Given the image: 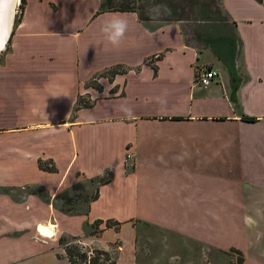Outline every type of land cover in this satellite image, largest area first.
Returning a JSON list of instances; mask_svg holds the SVG:
<instances>
[{
    "label": "crops",
    "instance_id": "1",
    "mask_svg": "<svg viewBox=\"0 0 264 264\" xmlns=\"http://www.w3.org/2000/svg\"><path fill=\"white\" fill-rule=\"evenodd\" d=\"M218 2L224 60L179 21L24 0L0 56V264H70L65 237L115 264H264V5ZM115 17L119 46L100 31Z\"/></svg>",
    "mask_w": 264,
    "mask_h": 264
},
{
    "label": "trees",
    "instance_id": "2",
    "mask_svg": "<svg viewBox=\"0 0 264 264\" xmlns=\"http://www.w3.org/2000/svg\"><path fill=\"white\" fill-rule=\"evenodd\" d=\"M157 1L159 2L160 0ZM256 1L264 5V0ZM189 2L192 3V11H194V17L191 19L196 20L198 24V27L195 29V38L212 47L213 51L221 59L224 60L226 57L233 58L237 50L235 28L228 22L226 16L223 15L218 0H216V5L208 0H189ZM23 3L24 0H21L20 8ZM157 4L167 5L171 10L170 15H163L159 17L157 21H182L187 20L189 17L181 6V2L178 0H165L164 2H156L155 5ZM147 7L148 3L146 0H102L103 10L135 12L140 21H152L148 14ZM124 71L122 66L116 65L107 70L104 74H107L108 79L111 80L115 74ZM48 169L52 170L54 168L50 167ZM64 244L65 254L70 264H78L79 260L81 262H86L88 260L86 250L81 251L82 248L80 245H69L67 242ZM78 250L81 251L80 254H77ZM93 253L94 255L89 259L88 264H105V261L110 260L109 254L103 250H93ZM231 253L237 254L234 264H242L243 259L240 251L232 249ZM110 263L115 264L113 261Z\"/></svg>",
    "mask_w": 264,
    "mask_h": 264
},
{
    "label": "clouds",
    "instance_id": "3",
    "mask_svg": "<svg viewBox=\"0 0 264 264\" xmlns=\"http://www.w3.org/2000/svg\"><path fill=\"white\" fill-rule=\"evenodd\" d=\"M170 13L171 10L164 4H157L148 9V14L154 22L157 21L159 17L170 15ZM100 31L109 44L112 46H119L128 31V21L120 17H115L105 21L101 25ZM0 51H2V49H0ZM120 110L124 112L126 116H132L131 108H128L126 105H121ZM44 116L47 119L45 112ZM251 222V218H249V223L251 224ZM50 233L51 235H44L47 237H54L56 234L55 231H51Z\"/></svg>",
    "mask_w": 264,
    "mask_h": 264
},
{
    "label": "rangeland",
    "instance_id": "4",
    "mask_svg": "<svg viewBox=\"0 0 264 264\" xmlns=\"http://www.w3.org/2000/svg\"><path fill=\"white\" fill-rule=\"evenodd\" d=\"M21 1V0H20ZM20 1L18 2L17 6H16V13L14 15V23L18 20V17L20 15ZM147 3H148V7L147 9L153 7L155 5V3H159V2H164L165 0H160L159 2L157 0H146ZM181 2V6L183 7V9L187 12V14L189 15V17L187 18V20H182V21H179L182 25V29H183V32L184 34L186 35L187 37V40L190 41V42H193V43H197L199 41H196V38H195V29L198 27L197 25V21L194 20V19H191L194 17V11L193 10V5L192 3L189 2V0H178ZM208 1H211V3L215 4L216 5V0H208ZM181 7V8H182ZM13 23V25H14ZM13 28V26H12ZM9 41V40H8ZM8 43H6V46L5 48L8 46ZM5 48L0 52V56L2 55V53H4V50ZM107 177V175L105 174L104 175V178ZM65 242H68L69 245H76L78 244L77 242H73L71 240V238H68V237H65ZM76 243V244H74ZM79 245V244H78ZM84 248H82L81 251H83ZM86 250V249H84ZM80 250L77 251V254H80L81 253ZM87 251V250H86ZM158 245L156 247V253H158ZM167 254V256H163V257H159L157 256L156 258H153V259H149L150 262H154L155 264H163V263H171V259L172 257L171 254H173V252H165ZM232 258H231V264H234L235 261H236V255L235 253H232ZM173 262V261H172ZM78 264H87L86 262H81L79 260V263Z\"/></svg>",
    "mask_w": 264,
    "mask_h": 264
},
{
    "label": "built area",
    "instance_id": "5",
    "mask_svg": "<svg viewBox=\"0 0 264 264\" xmlns=\"http://www.w3.org/2000/svg\"><path fill=\"white\" fill-rule=\"evenodd\" d=\"M196 77L197 81L199 84L202 86H207L209 85L214 79L218 77V71L215 68L209 67V66H204L201 67L197 72H196ZM131 154H127V157L129 158ZM84 250V249H83ZM87 261L86 263H89V259L94 255L92 250H87ZM111 260L105 261V264H111Z\"/></svg>",
    "mask_w": 264,
    "mask_h": 264
},
{
    "label": "water",
    "instance_id": "6",
    "mask_svg": "<svg viewBox=\"0 0 264 264\" xmlns=\"http://www.w3.org/2000/svg\"><path fill=\"white\" fill-rule=\"evenodd\" d=\"M17 4H18L17 0H12L9 10H6L7 12L10 13V17H9L10 20L9 22L7 21L8 23L7 26L4 28L3 31H1V34H0V42H2V50L5 48L6 43L8 42L11 31H12V26L14 23V15L16 13L15 10H16Z\"/></svg>",
    "mask_w": 264,
    "mask_h": 264
},
{
    "label": "bare ground",
    "instance_id": "7",
    "mask_svg": "<svg viewBox=\"0 0 264 264\" xmlns=\"http://www.w3.org/2000/svg\"><path fill=\"white\" fill-rule=\"evenodd\" d=\"M11 1L12 0H0V34H1V31H3L4 28L7 26L8 24L7 21L9 22L10 20L9 19L10 13L7 12L6 10H9ZM19 1L20 0H18V2ZM51 227H52L51 225H45V226H42L41 228H44L51 232L52 231Z\"/></svg>",
    "mask_w": 264,
    "mask_h": 264
},
{
    "label": "snow or ice",
    "instance_id": "8",
    "mask_svg": "<svg viewBox=\"0 0 264 264\" xmlns=\"http://www.w3.org/2000/svg\"><path fill=\"white\" fill-rule=\"evenodd\" d=\"M17 2H18V0H17ZM0 49H2V42H0ZM40 230H41V231L43 232V234H45V235H51L50 231H48V230H46V229H44V228H41Z\"/></svg>",
    "mask_w": 264,
    "mask_h": 264
}]
</instances>
